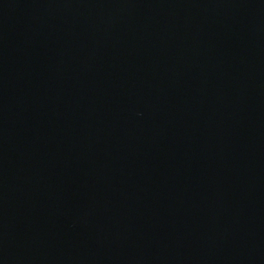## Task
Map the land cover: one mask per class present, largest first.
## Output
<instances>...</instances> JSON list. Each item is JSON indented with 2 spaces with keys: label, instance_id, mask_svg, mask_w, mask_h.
I'll return each instance as SVG.
<instances>
[{
  "label": "water",
  "instance_id": "water-1",
  "mask_svg": "<svg viewBox=\"0 0 264 264\" xmlns=\"http://www.w3.org/2000/svg\"><path fill=\"white\" fill-rule=\"evenodd\" d=\"M0 264H264V0H0Z\"/></svg>",
  "mask_w": 264,
  "mask_h": 264
}]
</instances>
